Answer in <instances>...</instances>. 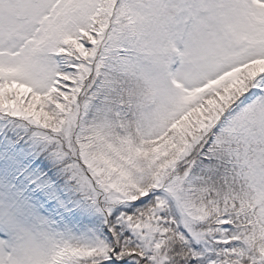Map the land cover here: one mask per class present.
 <instances>
[{
    "label": "snow or ice",
    "instance_id": "1",
    "mask_svg": "<svg viewBox=\"0 0 264 264\" xmlns=\"http://www.w3.org/2000/svg\"><path fill=\"white\" fill-rule=\"evenodd\" d=\"M0 264H264V0H0Z\"/></svg>",
    "mask_w": 264,
    "mask_h": 264
}]
</instances>
